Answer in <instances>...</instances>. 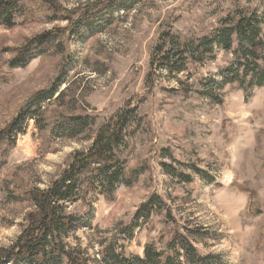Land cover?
<instances>
[{
  "label": "rangeland",
  "instance_id": "obj_1",
  "mask_svg": "<svg viewBox=\"0 0 264 264\" xmlns=\"http://www.w3.org/2000/svg\"><path fill=\"white\" fill-rule=\"evenodd\" d=\"M96 1L59 0L72 12ZM236 7L256 10L264 17V0H144L128 12L114 11L93 33L81 37L68 33L64 38L65 55L72 57L62 76L65 85L58 90L65 98L47 109V119L74 112L75 99L79 103L72 114L97 115L99 123L127 105L143 101L139 112L145 126L130 141L129 169L139 166L147 171L132 187L120 186L112 202L96 196L90 227L70 241L87 248L91 257L97 258L99 239L131 225L139 206L158 195L175 222L168 223L165 214H156L149 225L135 230L132 239L118 238L126 256L143 257L147 243L158 242L162 235L168 241L186 227L200 231L192 235V242L201 254L220 257L225 264H264V87L256 88L246 101L242 91L227 86L218 89L221 103H214L194 90L188 97L168 92L176 84L160 72L154 75L155 84L148 86L146 81L162 31L171 29L184 38L203 37ZM67 26L61 22L27 23L11 30L0 27V52L8 59L26 39ZM231 61V56L220 53L215 62L199 69L200 76L219 83L221 69ZM63 64L64 54H48L27 68L6 70L9 80L0 84V130L32 94L52 86ZM150 87L154 89L148 91ZM41 139L36 123L29 120L0 174V247L11 245L26 224L31 205L25 193L46 189L67 168L75 152L91 146L88 141L50 137L43 150ZM161 162L191 176L193 182L186 184L169 176ZM194 169L208 173L213 181ZM242 189L255 194L254 209L248 207V194ZM82 210L89 213L80 204L72 208L76 214Z\"/></svg>",
  "mask_w": 264,
  "mask_h": 264
},
{
  "label": "trees",
  "instance_id": "obj_2",
  "mask_svg": "<svg viewBox=\"0 0 264 264\" xmlns=\"http://www.w3.org/2000/svg\"><path fill=\"white\" fill-rule=\"evenodd\" d=\"M143 1L97 0L72 12L66 10L59 0H0V27L5 29L27 23H68L67 27L54 28L26 39L8 59L0 52V84L9 80L6 70L27 68L39 57L64 54L66 62L52 86L32 94L12 121L0 130V174L5 172L10 151L29 120L36 123L43 150L48 148L50 137L56 141L91 143L87 150L74 153L67 168L50 186L33 188L25 193L31 211L26 215V224L18 238L11 245L0 247V264H225L220 257L201 254L192 242V235H199L200 231H190L186 227L182 232L173 233L168 241L162 235L158 242L147 243L143 257L125 255L118 238L132 239L135 230L149 225L156 214H165L168 223L175 222L172 211L167 210L158 195L150 196L139 206L131 225L120 227V231L110 238L97 241L100 248L97 258L91 257L87 248L70 242L80 230L90 227V211L98 194L112 202L120 186L132 187L147 168L129 169L133 152L130 141L145 126L139 112L143 101L133 107L127 105L101 123L97 115L72 114L79 103L76 99L72 103L74 112L69 115H61L53 121L45 117L53 103L65 98L58 90L65 85L62 76L72 57L65 55L67 42L64 38L68 33L72 37L73 34L81 37L93 33L114 11L128 12ZM263 22L264 17L258 11L236 7L203 37L184 38L171 29L162 31L152 53L147 85L155 84L154 75L160 72L169 82L176 84L174 89L166 90L182 97H188L194 90L203 99L221 103L218 89L228 86L242 91L246 101L251 100L254 90L264 87ZM220 53L232 57V61L220 71V82L202 78L199 69L215 62ZM153 89L150 87L148 91ZM168 152L167 149L164 154ZM160 164L169 176H176L186 184L193 182L191 176L178 172L172 165ZM193 171L213 181L208 173L199 169ZM242 192L248 194V207L254 209L255 194L246 189ZM79 204L88 208L90 214L84 210L78 214L73 212L72 208ZM259 212L257 209L256 214ZM89 231L93 232L94 228Z\"/></svg>",
  "mask_w": 264,
  "mask_h": 264
}]
</instances>
